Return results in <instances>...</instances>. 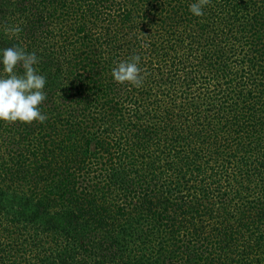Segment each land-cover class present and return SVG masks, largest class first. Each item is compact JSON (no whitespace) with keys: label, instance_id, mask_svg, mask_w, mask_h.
<instances>
[{"label":"trees","instance_id":"16d2710c","mask_svg":"<svg viewBox=\"0 0 264 264\" xmlns=\"http://www.w3.org/2000/svg\"><path fill=\"white\" fill-rule=\"evenodd\" d=\"M195 2L0 0L48 117L0 121V264H264V0Z\"/></svg>","mask_w":264,"mask_h":264},{"label":"clouds","instance_id":"9594fccd","mask_svg":"<svg viewBox=\"0 0 264 264\" xmlns=\"http://www.w3.org/2000/svg\"><path fill=\"white\" fill-rule=\"evenodd\" d=\"M210 4L211 0H197L189 6V10L195 16H203L204 7ZM20 31L19 26L5 28V33L10 36H18ZM140 60L139 55H133L128 60L118 62L111 71L114 81L140 88L146 76L139 66ZM38 63L36 53H28L22 47L11 46L0 51V64L5 74L0 76V121L31 124L33 121L43 123L48 119L39 107L46 99L43 91L46 78L38 73L35 67ZM18 68L23 72H18Z\"/></svg>","mask_w":264,"mask_h":264}]
</instances>
